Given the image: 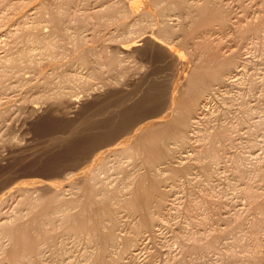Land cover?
Here are the masks:
<instances>
[{
  "label": "rangeland",
  "instance_id": "1",
  "mask_svg": "<svg viewBox=\"0 0 264 264\" xmlns=\"http://www.w3.org/2000/svg\"><path fill=\"white\" fill-rule=\"evenodd\" d=\"M94 1L97 0H44L46 9L44 5V10L39 8L41 18L37 16L38 19L48 20L51 12L58 9L62 15L59 21L66 37H57L60 47H56L49 58L61 64H77V56L82 53L99 56L101 60L98 59L100 63L96 73L88 68L78 69L79 75L88 80L87 85L70 87L72 82L69 85L61 75L48 74L50 65L48 67V63L41 60L35 64V73L25 69L22 75L28 78L35 74L38 80H42L43 74L47 73L42 80L47 87L44 90L31 86L27 88L28 84L17 85L12 75L3 79L0 76V220L5 215L13 220L24 217L30 211L26 198L34 193L38 201L47 200L54 193L53 184L58 182L60 185L59 181H62L60 187L61 192H64L61 196L74 198L86 179L79 174L78 169L89 164L91 154L100 150V147H108L115 138L128 135L139 120L138 124L147 120V117L154 118L157 111L158 115L162 114L177 74H184L187 69L186 77H189L195 62H204L208 55L203 59L198 49L202 51L206 49L203 45L212 44L211 52L217 50L221 55L223 51L221 56H233L235 63L218 77L222 80L214 81L211 88L203 93L200 99L203 106L199 103L197 111L190 116L189 141L184 143L186 146L178 147L180 151L171 159V166H165V172L161 170V173H165H162L164 179L161 176V184H165H162V188L168 192H164L163 207L154 214L155 225H151L149 233H143L141 240L126 244L128 248L124 253L121 252L116 264H264V0H209L214 7L218 9L219 6L224 12L229 21L226 25L214 22L213 26L209 25V30L204 31L207 25L203 26L205 29L201 26L196 29L190 17L179 13L168 20L174 30L178 28L168 39L162 35L158 24L150 26L148 23L133 33L136 46L124 52L118 47L119 41L125 37L118 35V32L110 34L112 29L115 30V23L108 25L109 28L103 26L105 29L99 25ZM188 1L202 4L206 0ZM38 2L0 0V55L6 54L9 48L14 51L23 48L19 42L20 35L26 24L33 21L34 17L31 16L36 17L33 15L35 11L31 12L32 9L29 10L27 6L38 7ZM10 19L11 22L14 19L12 24ZM45 20L43 26L49 25ZM47 26L43 30H49L50 25ZM9 28L12 29L11 34ZM13 30L16 34L12 33ZM184 36L191 38L187 39L188 43H183ZM157 39L164 43L171 40L180 51L183 50L185 66L181 64L182 61L178 62V58L174 60L169 57L171 53ZM119 54L122 56V65L120 61L116 66H111L109 59L119 57ZM186 77L180 76V86L182 81L187 83L184 82L188 79ZM185 84L183 86L186 88ZM62 90L74 94V106L69 107L67 97L59 93ZM128 108H132L131 111ZM127 111L130 118V124H127L131 127L127 125L123 128L122 114ZM109 129H117L114 135L118 136L103 138L96 145L87 142L92 136L104 134ZM109 154L108 168L101 169L100 164L92 167L93 174L89 179L92 181L98 176L99 182L111 181L114 186H119L126 172L139 168V161L136 162L139 159L135 158L134 164L133 160L131 163L127 159L117 161L114 153ZM57 160L59 162L55 163ZM74 171L81 177L74 179L77 176ZM67 173L76 174L72 178L74 180L72 176L68 179L69 184L72 180L73 187L65 180L66 175H69ZM48 180L54 182L52 186ZM73 184H77L78 190ZM96 190L99 196L104 193L100 189ZM80 194L75 198H80ZM130 212L129 215L125 211L121 212L124 214L122 227L125 229L126 220L130 222L127 224L132 221L128 220L132 219ZM64 216H55L47 226L52 240L42 245L41 261L46 264H96L89 254L93 244L64 229L62 223L66 222L64 220L67 217ZM11 230V227L0 225V264H12L7 253L15 242L22 244V253H28L25 247L26 232L19 229L10 238ZM3 247H6V253H3ZM119 248L113 247L110 251L119 252ZM28 262L19 261L17 264H31Z\"/></svg>",
  "mask_w": 264,
  "mask_h": 264
},
{
  "label": "bare ground",
  "instance_id": "2",
  "mask_svg": "<svg viewBox=\"0 0 264 264\" xmlns=\"http://www.w3.org/2000/svg\"><path fill=\"white\" fill-rule=\"evenodd\" d=\"M43 2H44V0H39L38 5L39 4L40 5L38 7H31V5L27 6L29 8V10L32 9L31 12L37 11V13L34 12L33 15H36V17L31 16V17H34V19L32 18L33 21H30L31 23L26 24L24 30L22 31V33L20 35V41L19 42L21 43L23 48H18L19 49L18 51H14L11 48H9V49L5 48V50L7 49L6 54L0 55V76H1V79L7 77L8 75H12L13 77H15V81L14 80L13 81L17 85L28 84L29 86L27 85V88L33 87V88L38 89V87H39V88H42L44 90L47 87L45 85H43L44 81L42 82V80L44 78H46L47 73L43 74V76L41 77L42 80H38V78H36L35 74L33 75V77L31 76L28 78H25L26 76H23L24 74L22 75V73H23L22 71L25 69L26 70L28 69V71H32L33 73H35V67H36L35 64L37 65L38 64L37 61L41 60L42 62L46 61L45 63H48V67L50 65V71L49 72L45 69L48 72V74H51L54 76L61 75L62 79L64 81H66L69 85H70V82H72L70 87H78L79 85L82 87L83 84L87 85L88 80H86L85 78H83L82 76L79 75L80 71L78 72V69L88 68L89 71H93L94 73H96L97 70H99L98 69V65L100 63L98 61L99 56L98 57L94 56L95 53H90V54L82 53L79 56H77V59H76L77 64H71V63L61 64V63L56 62L52 58H49V56H51L53 54L54 49L56 47H60L58 45L57 37L62 36V38H65L66 33L63 30L61 23L59 21V18H60L59 16L61 15V13L59 12L60 9H58L59 11L58 10L52 11L48 20L37 18V16L40 17V15H39L40 12L38 11V9L40 8L39 10H41L45 7V5H44L45 3L43 4ZM87 3H88V1H87ZM43 5H44V7H43ZM95 6H96L95 10H96L97 14H99V18H98L99 25H101L102 28H103V26L106 28V26H108L110 24L112 25L113 23H115L116 24L115 28H114L115 30H113V29H112L113 31L109 30L110 34H113L114 32H118V35L125 37L121 41H119V42H121L119 47H118V48H120V51H123V50L125 51V50H127V48L132 47V46L135 47L136 46V40H135L133 33H135V32L137 33V30H139L140 28H143L144 26H147L148 23L150 26H151V24H155V23L158 24L160 27V29H159L160 32L162 33L163 36H165L166 39H168L170 34L173 33L174 31H176V29H178V28H176L174 30V27L172 25L168 24V23H170V22H168V20L170 21L171 18L174 17V15H177L179 13H180V15L182 13H184L185 17H190L192 20L191 23L193 24L194 28H196V29L207 25L208 27L206 26L207 27L206 29L203 27L205 29L204 31H206L209 28V25L213 26L214 22H217V24L219 23L222 25L223 24L226 25L227 22H229L226 20L227 18L224 16V12L220 10L221 8L219 9V6H218V9H219L218 10L216 8L217 6L214 7L213 3L209 0H206L202 4H199V3L197 4V2H194V1L189 2L188 0H150L149 2H146V1L143 2L142 0H97L95 2ZM35 8L37 10H35ZM45 9H46V7H45ZM63 10H65V9H63ZM23 11L27 12V11H25V9ZM24 12H22V13H24ZM26 15H29V14L26 13ZM180 15H179V17H180ZM24 16H25V13H24ZM23 20H24V18H23ZM43 20H45V22L49 23V25H50V27H48L49 26L48 24H47L48 26L44 25V26H47L49 28V30H47L45 28L47 31L43 30V28H44L43 23H42ZM172 20H174V19H172ZM13 21H14V19H12V22L10 19L11 23L10 22L9 23L12 24ZM62 21H63V19H62ZM45 22H44V24H46ZM16 23H17V21H16ZM175 23H177V22L175 21ZM105 28H103V29H105ZM108 28H109V26H108ZM203 28L201 30H203ZM9 29L10 30H8V32H9V34H11L10 32L12 29L11 28H9ZM17 30H19V28H17ZM181 30H182V28H181ZM14 32L15 31L13 30L12 33H14ZM14 34H16V33H14ZM157 34H158V31H157ZM18 35H19V33H18ZM184 35H185V33H184ZM6 36H8V35H6ZM4 37H5V35H4ZM16 37H18V36L16 35ZM136 39H138V38H136ZM160 39L159 40L157 39V41L158 42L162 41ZM187 39L188 38L185 37L183 39V43H188ZM190 39H188V40H190ZM205 40H206V38H205ZM170 41H167V43H164L162 41L164 43L163 44L164 47L167 49L166 51H168V53L169 52L171 53V55H169V57L171 56V57L175 58L174 60H177V58H178V60H179L178 62L180 63L182 61L181 62V64H182L183 61H185L183 59L185 57L184 56L182 57L183 50L180 51L179 48H177ZM192 41H193V43H195L194 40H192ZM162 42H161V44H162ZM150 43H151V41H150ZM201 44H203V43H201ZM108 45H110V44H108ZM193 45H195V44H193ZM210 45H212V44H210ZM210 45L205 44L202 46V47H206L207 51L209 50L208 52L205 51L206 50L205 48L202 51H201V49H198L200 51L199 54L201 56H203V59H204L205 55L208 54L207 58H206V60H204V62L201 60L202 63H200V60H198V58H197L199 56V54L195 53L196 55H198L195 58H197L196 60L199 61V64H197V61L195 62L196 65H195L194 69L192 70L189 77H186V76H188V73L186 75V72H188L186 68H185L186 69L185 71L182 68L185 73L181 74L178 71L179 70V67H178V70L176 72L180 73V75L177 74V76L175 75L176 78L174 77L175 80H173L174 82L171 85L172 86L171 91L168 94L169 95L168 98H166L167 99V105L165 103L166 109H164L165 111L162 110L163 111L162 114L159 113V115H158V111H157V114H155V115H158V116L154 115V118L151 116L152 117L151 119L150 118L148 119V117H147V120H145V121L142 120V122L138 124V122L141 121V120H139L136 125L133 124L134 127H131L129 125L130 124L129 123L130 118H128V116H127V115H129L128 111H127V113L122 114L124 119H123V121H122V119L120 121H122L124 124L123 128H125V127H127V125H129L133 129H131L132 130L131 132H130V129L128 132L126 131L127 133L130 132L128 135L126 134V136H123L122 134H120V135H122L121 137H119L117 139L115 138V141H113L114 140L113 139L112 140L113 143L111 142L112 144H110L108 147L106 146V148L104 147L102 149L100 147L99 148L100 150L93 152L94 154L92 153L90 160H88L89 164L88 165L86 164L87 166L83 165L84 167H81L78 169V170H80L79 174H82V176L83 177L85 176V178H86L83 182L84 184L82 183V186L81 185L77 186V187L81 186L78 189L80 192H82L81 193L82 195L80 194L79 191H76L81 195V197L79 196L80 198H78V197L75 198V196L78 193L76 195H74V198L73 197L71 198V196H69L71 199L68 197H65V196L64 197L61 196L64 193L63 191H62L63 193L61 192V187H60L62 181H59V183H60V185H59V184H57L58 182L57 183L53 182L54 183L53 184L51 182V180H50V182L48 180V182H49L48 184H50L51 186H52V184L54 185V186H52L54 188L53 189L51 188L54 191V193L52 191L53 195L52 194L49 195L50 197L48 196L47 200L44 199L45 198L44 197L43 199L45 201H43L42 199H39L40 201L41 200L43 201V202H40L37 200L36 196L33 195L34 194L33 193V194H31L33 196L30 195V197H27L28 199L25 197L26 200H29L30 206H29L28 210L30 209V211H28L29 213L27 212V214L24 217H17L15 220H13L12 218H10L4 214L5 217L1 218L0 225H4L5 227H11L12 228V230L9 231V237L10 238H12L15 235V232L19 229L26 232L25 247H26V250L28 253H22L21 252L22 251V244L20 242H15L13 244L12 250L7 253L8 254L7 258H10L12 264L13 263L17 264V262H19V261L23 262V261H27V260L29 261L28 263H31V264H46V263L41 261V256H42L41 254L43 253L41 248H42L43 244L48 243L49 241L52 240V236L50 235V233L48 231L49 229L47 226L49 224H51L52 219L55 216L60 215V214H61V218H63V214L65 216H67L66 219L64 218L65 220L63 219L66 222L62 223L64 225L63 226L64 229H68L67 231L69 233H72L73 236L82 237L87 242H90L93 244L92 248L90 249L91 252L89 254L92 256V258H94L93 260H95L96 264H116L120 260L119 255H121V252L124 253L126 251V249L128 248L126 244H131L130 241H133V240H141L142 236H144L143 233L146 231L149 233L148 230L151 229V225H153L154 221L156 220V218L154 217V214L156 215L155 212L158 211L160 208H162L164 205L163 204L165 202L164 198H163V196L165 194L164 192H166V191L168 192V190H165L162 188V184H164V183L161 184V181L164 179L163 174H165V173H163V171L165 170L163 168L171 166L170 165L172 163L171 159H174L173 157L175 156V154L179 150L178 147L181 148V146L182 147L186 146V144H187L186 141H189L188 140V130L190 129L189 127L191 125L190 124V119H191L190 116H191V114H193L194 112L197 111V109L199 107V103H201V106H203L202 102H200V99L203 97L202 96L203 93L211 88V86L215 83L214 81L218 82V80L220 78L219 76L220 75L222 76V72L229 70L230 67L232 66L233 62H234L233 56L232 57L231 56L226 57L224 55L225 57L224 56L222 57L221 55H222L223 51H222V53L220 52L221 55L217 52V50L211 52L210 50L212 49V47ZM115 47L113 46V48H115ZM97 55H98V53H97ZM120 56L121 55L119 54V57L114 56V57L110 58L109 61L108 60L107 61L113 67H114V65L116 66V64L120 63V61H121L120 64L122 65V60L120 59ZM186 57H187V54H186ZM199 59H202V58H200V56H199ZM99 60H101V59H99ZM193 61H195V60L193 59ZM237 61H238V59H237ZM174 62H176V61H174ZM162 63H164V62H162ZM179 63H177V64H179ZM72 65H75V66H72ZM182 65L185 66L184 63ZM48 67H47V69L49 70ZM163 67H165V66H163ZM166 67H168V65ZM187 68H189V67H187ZM191 68H192V66H191ZM182 69L180 68V70H182ZM174 70H175V67H174ZM169 71H170V69H169ZM170 76H171V74H170ZM180 76L188 78L187 80L185 79V81H184V82H187L186 84L183 83V81H182V86L184 84L186 85V88L183 86L184 89H182L181 88L182 86L179 85V83L181 82L179 80ZM180 79L184 80V78H182V77ZM220 80H222V79H220ZM32 81H34V82H32ZM169 83H170V81H169ZM90 85H91V83H90ZM215 85H217V83ZM92 88H94V87H92ZM123 92H124V90H123ZM59 93H61L62 95H65L67 97V98L66 97L65 98H66V102L69 105V107H72L75 105V103H76L75 97H73L74 94L68 93L65 90H62ZM154 98H155V96H154ZM177 100L178 101L180 100V102L178 103ZM138 104H137V106H138ZM140 105H142V104H140ZM31 108H33V107L31 106ZM160 108H161V106H160ZM131 109L132 108H130L129 110L131 111ZM142 109H143V107H142ZM140 110H141V108H140ZM140 110H138V112ZM158 110H160V109H158ZM135 111H136V109H135ZM134 113H136V112H134ZM139 113H141V112H139ZM140 116H142V115H140ZM121 118H122V116H121ZM132 118H134V116ZM137 119H139V118H137ZM131 121H133V119ZM193 122H194V120H193ZM127 123H129V124H127ZM116 130L117 129H115V130L109 129L104 134L94 135V136H92L93 138L92 139L89 138L90 141H87V142L90 144L92 143V145H94V144L96 145V143L103 138L111 137L110 139H112V137L114 138V136H115L114 134L116 132H118V130L117 131ZM216 132H218V131H216ZM216 132H213V133H216ZM125 133H124V135H125ZM116 136H118V135H116ZM190 136H192V135H190ZM56 139H58V138H56ZM184 143H186V144L184 145ZM211 144H213V143H211ZM110 152L112 153L111 155H113V153H114V158L117 161H120L121 159H127V161H129V162L131 160H133V162L135 164V161H134L135 158L139 159L136 161V162L139 161V165H140V166L138 165L139 168L137 167L138 169L136 168L134 170L128 171V173L126 172L125 175L122 177L123 179L121 180V184L119 182V184H120L119 186L118 185L114 186V183L112 184L111 181L99 182L98 176H95L92 179V181H90L89 177H91V175L93 174V168L92 167L100 164L101 169L106 170L108 168V165H107L108 157H107V155ZM185 160L186 159H184V162H185ZM58 162H59L58 160H57V162L55 161V163H58ZM85 162H86V160H85ZM88 162H86V163H88ZM132 165H133V163H132ZM136 166H137V164H136ZM187 167L190 168L189 166H187ZM162 169H163V171H162L163 174L161 173ZM78 170H76V171H78ZM76 171H74V172L76 173ZM67 174H69V173H67ZM76 174H77V176L74 177V179L81 177V175H79L78 173H76ZM160 174H162V175H160ZM62 175H64V174H62ZM75 175H74V173H73V175H71V173L69 175H66L67 176V177H65L66 182L67 183L69 182L68 179L70 178V176H72L71 177V179H72L73 176H75ZM161 176H163V179ZM74 179H72V180H74ZM72 180H70V181L72 182ZM165 180H167V179H165ZM35 182H37V181H35ZM71 182H70V184L69 183L68 184L71 185ZM33 184H35V183H33ZM42 184H43V180H42ZM73 185L76 188L75 185H77V184H73ZM169 188H170V186H169ZM34 189H32V190H34ZM69 189H68V191H69ZM78 189L76 188L75 190H78ZM96 189L102 190L105 194L102 193V196H99V193L97 192ZM64 190H66V189H64ZM70 191H71V189H70ZM73 194H74V192H73ZM26 195L27 194H25V196ZM42 195L40 197H42ZM66 198H68V199H66ZM78 202H80V203L78 204ZM74 204H76V205H74ZM168 204H169V202H168ZM74 208L75 209L77 208V210H74ZM126 210H129V212L131 210L130 213L132 215V219H128V220H132V221H131V224H129L130 222L126 220V222H129L128 223L129 225L125 222V224L127 225L126 226L127 228L125 229V228H123L124 226L122 225L124 223V222L122 223V217L124 216V214H121V212L123 213V211H125V213L127 212V214L129 215V212ZM123 220H124V218H123ZM78 240H80V238L77 239V241ZM113 247L114 248L120 247L119 248L120 251L119 252L118 251H115V252L110 251V249ZM2 249H3V253L7 252L6 247H3Z\"/></svg>",
  "mask_w": 264,
  "mask_h": 264
}]
</instances>
